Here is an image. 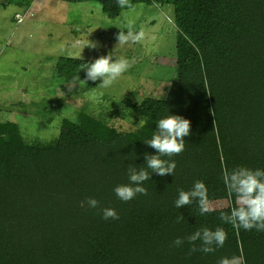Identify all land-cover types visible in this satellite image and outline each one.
I'll return each instance as SVG.
<instances>
[{"label":"trees","instance_id":"16d2710c","mask_svg":"<svg viewBox=\"0 0 264 264\" xmlns=\"http://www.w3.org/2000/svg\"><path fill=\"white\" fill-rule=\"evenodd\" d=\"M79 1L98 4L112 17L123 9L117 0ZM129 3L173 7L175 80L164 98H145L136 108L121 100L120 120L128 128L83 110L74 121L63 120L54 142L42 145L25 142L15 123L0 122V264H264V232L221 222L231 205L206 215L196 203L175 207L178 190L189 191L196 181L206 185L213 205L228 200L225 168L264 170V0ZM82 63L90 62L64 57L56 68L82 82L76 79H85ZM167 115L191 122L185 150L162 157L175 161L174 174L153 173L143 184L148 195L122 202L114 189L129 184L130 165L151 173L145 154L157 153L144 142ZM90 197L99 208L88 207ZM105 208L119 219H103ZM204 227L224 228V246L189 254L186 238ZM177 238L184 239L179 247Z\"/></svg>","mask_w":264,"mask_h":264},{"label":"rangeland","instance_id":"374dc122","mask_svg":"<svg viewBox=\"0 0 264 264\" xmlns=\"http://www.w3.org/2000/svg\"><path fill=\"white\" fill-rule=\"evenodd\" d=\"M10 1L0 0V122L15 123L27 143L51 144L63 120L74 121L83 110L105 124L128 128L130 124L120 120L121 100L130 99L136 108L145 98H164L175 80L171 5L135 4L112 17L100 5L79 0H24L30 3L28 9L16 8ZM130 22L134 32L143 28L145 39L122 46L116 37L129 30ZM77 40L96 47L82 51ZM110 53L116 60L125 57L136 62L107 89L96 87L100 81L69 80L56 68L64 57L91 63ZM94 87L103 92L99 101L89 98ZM110 115L114 117L109 119ZM228 205L236 206L230 194L213 206Z\"/></svg>","mask_w":264,"mask_h":264},{"label":"clouds","instance_id":"9594fccd","mask_svg":"<svg viewBox=\"0 0 264 264\" xmlns=\"http://www.w3.org/2000/svg\"><path fill=\"white\" fill-rule=\"evenodd\" d=\"M120 8L130 7L129 0H117ZM117 43L125 45L128 43H138L145 39V31H132L131 22L129 30L122 32L116 37ZM76 46L82 48H95L96 45L90 41H76ZM80 59H82L80 54ZM135 58L129 60L121 57L116 60L111 53L100 56L91 63H82L80 72L86 74L85 79L81 80L79 75L76 79L87 84L89 81L100 83L96 86L100 89L110 88L119 78L126 73L133 64ZM74 87V85H73ZM73 87L69 88L71 90ZM92 88L89 98L99 101L103 92H97ZM140 120L138 124H143ZM191 133V122L178 115H167L160 119L156 124L152 138L145 141L144 144L150 146L156 151V155L145 154L146 165L151 169V173L145 169L137 170V167L130 165L128 167L129 184L119 185L114 189L115 195L122 202H130L136 196L148 195L147 189L143 186L146 181L151 180L153 173L163 177L173 175L176 168L174 160H165L162 157H173L180 155L185 150V137ZM222 180L228 193L235 198L236 206L232 207L230 212L221 213L220 220L222 223L230 224L234 229H243L250 231L255 229L258 232H264V170H252L246 167H238L229 171L225 168L222 172ZM178 199L175 201L177 209L196 203L200 215L210 214L215 210L212 201L209 199L208 189L202 181H196L189 191L178 190ZM85 203L89 208H99V201L95 198H88ZM102 218L105 220H118L119 215L115 209H102ZM184 217L178 216L177 223L182 222ZM187 242L192 245L189 254L201 251L205 254L213 253L217 248L223 247L227 240V232L222 227L215 230L207 227L201 228L189 235ZM201 242L197 248L196 241ZM184 243V239L177 238L173 241L174 246L179 247ZM221 264H228L227 260H222Z\"/></svg>","mask_w":264,"mask_h":264}]
</instances>
